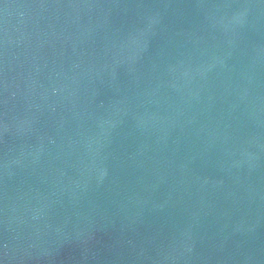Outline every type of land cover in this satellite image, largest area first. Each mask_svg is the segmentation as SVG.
Wrapping results in <instances>:
<instances>
[{
	"label": "water",
	"instance_id": "1",
	"mask_svg": "<svg viewBox=\"0 0 264 264\" xmlns=\"http://www.w3.org/2000/svg\"><path fill=\"white\" fill-rule=\"evenodd\" d=\"M0 264H264V0H0Z\"/></svg>",
	"mask_w": 264,
	"mask_h": 264
}]
</instances>
